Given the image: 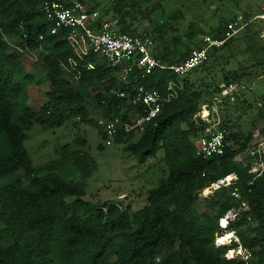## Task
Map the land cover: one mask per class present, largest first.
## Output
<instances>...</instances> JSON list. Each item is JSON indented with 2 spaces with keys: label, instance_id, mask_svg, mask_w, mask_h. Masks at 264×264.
I'll use <instances>...</instances> for the list:
<instances>
[{
  "label": "trees",
  "instance_id": "obj_1",
  "mask_svg": "<svg viewBox=\"0 0 264 264\" xmlns=\"http://www.w3.org/2000/svg\"><path fill=\"white\" fill-rule=\"evenodd\" d=\"M122 1L114 7L118 17L113 18L119 19L122 31L137 34L123 18ZM144 1L133 2L139 6ZM42 4L43 0H0V264H245L225 257L235 243H215L226 232L220 219L229 210L242 208L243 202L250 209L240 211L227 230H235L264 262V172L257 176L235 159L251 145L255 127L243 133L222 122L229 141L225 152L197 156V138L208 123L199 114L204 96L196 88L199 79L188 78L190 73L178 96L164 104L136 141H132L136 134L116 138L127 143L141 162L163 150L168 173L148 191L141 209L84 199L96 170L89 152L79 154L66 144L55 158L40 165L34 162L25 141L35 125L54 128L80 117L97 126L104 138L98 121L90 117L89 98L94 97L100 115L121 112L127 120V112L120 109L126 100L116 91L142 84L165 92L167 81L175 78L169 68L154 67L144 74L135 65L126 82L117 75L118 67L99 63L94 53L78 56L67 30L50 32ZM228 22L213 27L210 34L221 38ZM156 25L154 30L161 32V25ZM194 26L187 30L186 42L179 39L171 49L163 47L155 52L157 59L170 66L185 60L193 47H201L195 38L205 32ZM7 37L20 40L13 44ZM27 50H38L34 69L49 84L45 101L28 102L32 85L41 82L20 69ZM242 76L231 71L223 80ZM223 176H230L232 184L215 189L200 211V193L214 189ZM235 188L240 198L232 195Z\"/></svg>",
  "mask_w": 264,
  "mask_h": 264
},
{
  "label": "rangeland",
  "instance_id": "obj_2",
  "mask_svg": "<svg viewBox=\"0 0 264 264\" xmlns=\"http://www.w3.org/2000/svg\"><path fill=\"white\" fill-rule=\"evenodd\" d=\"M82 1L87 7L98 9L103 17H118L114 13V7L121 0ZM133 1H122L123 18L136 33H147L154 38L155 52L165 46L171 49L176 42L179 43V39L186 42V33L191 24L205 34H210L213 27L234 20L238 15L254 17L263 11V0H145L139 6H135ZM156 24L161 25V32L154 30ZM263 26V19H255L236 33L230 44L217 49L206 63L187 76L199 79L196 88L204 93L200 113L207 105L210 110L218 112L224 125L243 133L254 127V132H263L264 127V41L260 37ZM205 34L200 32L195 42L201 43ZM7 38L13 44H18L20 40ZM37 54L38 50L23 51L20 66L21 70L33 73L36 81L41 82L32 85L28 101L30 103L37 98L45 101L49 90L48 82H42L43 75L34 69ZM98 62L109 65L103 57H98ZM231 71L244 73L245 76L229 81L238 84L234 92L235 101L230 100V97L224 98L221 93L220 98L226 100L219 102L217 97L229 83L223 80L224 74ZM117 75H120L119 71ZM215 83L220 86L219 89L215 87ZM97 92L98 89H95L94 95ZM89 107L90 117L97 120L100 111L94 97L89 98ZM210 116L212 118V114ZM138 138L139 135L132 141ZM66 144L79 151V154L89 152L94 157L96 170L88 179L84 196L85 200L94 203L118 202L137 211L147 203L148 191L157 186L159 179L168 173L162 149L141 162L127 148V143L106 145L99 128L82 121L80 117L54 128L43 129L35 125L30 139L25 141V146L37 165L55 158L56 151ZM244 158H247L246 154ZM205 199L200 197V211L205 209Z\"/></svg>",
  "mask_w": 264,
  "mask_h": 264
},
{
  "label": "built area",
  "instance_id": "obj_3",
  "mask_svg": "<svg viewBox=\"0 0 264 264\" xmlns=\"http://www.w3.org/2000/svg\"><path fill=\"white\" fill-rule=\"evenodd\" d=\"M42 10L50 23L52 34L60 30H67L68 41L74 47L78 56L82 57L94 53L97 57L105 58L109 65L119 68V74L123 80L128 79L135 65L142 69L144 74L151 72L154 67H160L169 68L172 74L175 75V78H170L167 81L165 92L157 88H148L142 84L135 85L133 90L126 89L115 92L120 98L126 100V103L120 109L123 113L127 112L128 119L124 120L121 112L98 117L97 121L104 134L103 139L106 145L115 143L116 138L122 134L124 136L142 134L146 130V126L159 115L164 104L178 96L179 90L184 86V77L207 62L213 49L224 46L236 33L245 29L255 19L261 18L264 20L263 0L261 14L254 17L238 15L226 24L225 33L221 38L212 34H205L201 40V47H193L185 60L167 66L157 59L154 51L155 41L151 35L122 31L118 18L103 17L98 9L87 7L82 0H43ZM260 37L264 41V26L260 30ZM40 38L42 39L43 35H40ZM90 67H93V65L90 64ZM237 85L234 82L226 84L217 100L222 102L230 97V100L235 101L234 92ZM221 93L226 99L220 98ZM129 107H131L130 111H128ZM199 114L202 119L211 125H208L205 132L197 138L196 155L202 158L222 155L226 146L229 145V141L226 138L225 130L220 127L222 124L220 115L218 112L210 110L207 105L204 106V111ZM244 154L247 155L246 159ZM263 154L264 133L261 130H256L252 135L251 145L235 159L249 165V171L259 176L264 172ZM231 181L230 176L219 178L214 189L201 192L200 197L209 198L215 189L231 185ZM232 195L240 198L237 188L234 189ZM249 209V204L243 202L242 208L231 209L220 219V226L226 229L224 234L229 233L231 235L226 245L236 244L227 250L225 257L227 259L238 258L244 261L245 264H264V262L259 261L253 249L242 243L235 230H227L229 223L238 218L240 211ZM248 219L251 220V217H248ZM223 220L226 223H223ZM219 238L215 241L217 245H220L218 244Z\"/></svg>",
  "mask_w": 264,
  "mask_h": 264
},
{
  "label": "bare ground",
  "instance_id": "obj_4",
  "mask_svg": "<svg viewBox=\"0 0 264 264\" xmlns=\"http://www.w3.org/2000/svg\"><path fill=\"white\" fill-rule=\"evenodd\" d=\"M223 223H226V221L225 220H223ZM231 237V235L229 234V233H226V234H224L223 236H221L220 238H219V240H218V244H220V245H226L227 244V242H229V238Z\"/></svg>",
  "mask_w": 264,
  "mask_h": 264
}]
</instances>
